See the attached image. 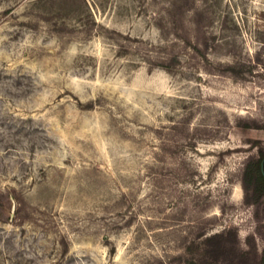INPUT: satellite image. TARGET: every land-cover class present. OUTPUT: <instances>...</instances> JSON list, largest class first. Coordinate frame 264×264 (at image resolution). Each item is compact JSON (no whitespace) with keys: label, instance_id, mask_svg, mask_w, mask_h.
<instances>
[{"label":"rangeland","instance_id":"1","mask_svg":"<svg viewBox=\"0 0 264 264\" xmlns=\"http://www.w3.org/2000/svg\"><path fill=\"white\" fill-rule=\"evenodd\" d=\"M263 145L264 0H0V264H261Z\"/></svg>","mask_w":264,"mask_h":264},{"label":"trees","instance_id":"2","mask_svg":"<svg viewBox=\"0 0 264 264\" xmlns=\"http://www.w3.org/2000/svg\"><path fill=\"white\" fill-rule=\"evenodd\" d=\"M263 143L261 141H253ZM242 186L245 191V201L247 204H259L264 197V145L258 149L257 156H252L244 170ZM264 264V251L261 259Z\"/></svg>","mask_w":264,"mask_h":264},{"label":"bare ground","instance_id":"3","mask_svg":"<svg viewBox=\"0 0 264 264\" xmlns=\"http://www.w3.org/2000/svg\"><path fill=\"white\" fill-rule=\"evenodd\" d=\"M240 193H241V189H240V188H238L237 194H240Z\"/></svg>","mask_w":264,"mask_h":264}]
</instances>
